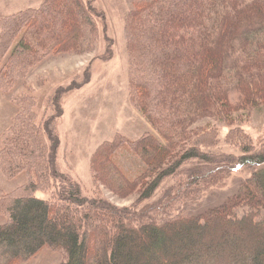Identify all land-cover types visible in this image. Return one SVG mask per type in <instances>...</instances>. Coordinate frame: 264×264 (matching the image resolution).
Segmentation results:
<instances>
[{
  "label": "trees",
  "instance_id": "obj_1",
  "mask_svg": "<svg viewBox=\"0 0 264 264\" xmlns=\"http://www.w3.org/2000/svg\"><path fill=\"white\" fill-rule=\"evenodd\" d=\"M94 2L42 0L1 17V89L48 56L88 51L107 25ZM124 24L129 99L151 129L101 142L90 169L119 196L137 192L136 201L84 196L58 167L53 103L41 116L34 94H18L0 167L28 180L0 189V264H26L45 248L61 254L59 264H264V138L245 126L264 105V0H135ZM206 118L230 125L226 141L238 152L216 150L208 124L194 126ZM235 170L248 174L234 194L186 210Z\"/></svg>",
  "mask_w": 264,
  "mask_h": 264
},
{
  "label": "rangeland",
  "instance_id": "obj_2",
  "mask_svg": "<svg viewBox=\"0 0 264 264\" xmlns=\"http://www.w3.org/2000/svg\"><path fill=\"white\" fill-rule=\"evenodd\" d=\"M0 1L1 18L12 12V6L5 7L6 0ZM28 1H32V7L42 2ZM134 1L95 0L94 4L103 11L107 25L105 29L99 25L98 36L95 37L96 40L94 38L95 41L93 40L94 43L92 42L88 51L48 56L28 68L26 75L11 87L10 91L4 92L0 85V151L4 147V133L13 122L12 117L19 111L15 97L21 93L34 94L38 100L36 111L39 115L42 116L48 110L49 103L53 104L48 113L52 116L58 114L56 118L59 146L56 161L61 172L70 174L80 184L84 196L92 198L100 194L118 206L132 205L138 193L119 196L96 182L90 169V158L101 142L112 139L117 133L134 139L151 129L147 120L129 99V52L126 47L124 17ZM8 4H11L10 0ZM3 88L8 89V86ZM11 113H15L14 116ZM205 124H208V127L203 128H209L207 131L211 132L209 134H212V137H219L217 146L215 145L216 150L239 151L237 145L226 141L229 124L219 119L206 118L196 121L194 126ZM245 126L254 137L261 135L264 138V105L253 110ZM46 140L49 143V140ZM122 161L128 168L135 169L133 159L127 154ZM247 174L243 170H235L225 184L210 187L201 195L199 204L186 210L198 214L210 205L221 204L236 192L239 181ZM27 180L28 177L23 171L10 178L5 176L0 167V189L3 191L10 192ZM160 190L156 195H159ZM36 194L41 198L51 196L50 191H38ZM239 210L242 214L243 209ZM4 222L6 218L0 215V223ZM61 261L60 253L45 248L26 264H59Z\"/></svg>",
  "mask_w": 264,
  "mask_h": 264
},
{
  "label": "crops",
  "instance_id": "obj_3",
  "mask_svg": "<svg viewBox=\"0 0 264 264\" xmlns=\"http://www.w3.org/2000/svg\"><path fill=\"white\" fill-rule=\"evenodd\" d=\"M26 1H27V2H26ZM25 2H26V4H25ZM25 2H24V0H10V3H11V4H8V0H6L4 6L7 7V5H11V6H12V8H11L12 12H16V11H18V10H22V9L27 8V7H32V6H30L32 1L25 0ZM0 3H2V2L0 1ZM26 5H27V6H26ZM12 12H11V13H12ZM14 114H15V113H13V114L11 113V115H13V116H14ZM12 118H13V117H12ZM9 125H10V124H9ZM7 127H8V126H7ZM7 127H6V128H7ZM6 128H5V129H6ZM5 129H4V130H5ZM4 130H3V131H4ZM3 131H2V132H3Z\"/></svg>",
  "mask_w": 264,
  "mask_h": 264
}]
</instances>
